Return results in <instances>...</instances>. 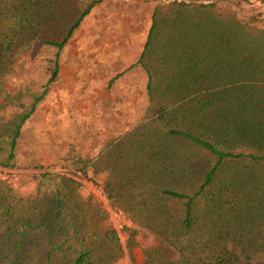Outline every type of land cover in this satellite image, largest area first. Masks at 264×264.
I'll return each mask as SVG.
<instances>
[{
    "label": "rangeland",
    "instance_id": "374dc122",
    "mask_svg": "<svg viewBox=\"0 0 264 264\" xmlns=\"http://www.w3.org/2000/svg\"><path fill=\"white\" fill-rule=\"evenodd\" d=\"M14 1L0 0V30ZM90 1L48 3L39 17L48 23L37 34L57 41ZM201 3L215 6L200 9ZM74 35L59 54V82L20 128L15 168H0V231L6 225L3 209L12 205L20 219L58 229L30 248L33 263L49 255L52 264H68L88 251L94 264H156L146 259V251L152 255L163 247L153 232L160 214L129 181L151 177L158 160L178 148L167 139L166 128L196 133L212 119L235 124L246 113L258 139L264 135V6L256 0H104ZM240 40L249 65L241 62L239 47L232 55L221 53ZM56 53L29 42L10 55L7 72L0 75V143L6 123L44 90ZM134 61L136 66L123 68ZM148 72L153 103L168 107L160 125H151ZM248 102L252 109L244 112ZM238 107L242 111L236 115ZM84 165L87 174L80 172ZM228 169L247 177L251 166L230 164L224 174ZM224 188L231 199L232 187ZM261 199L246 195L234 218L244 219L253 206L264 211ZM39 212L41 217L35 215ZM56 212L58 220L52 217ZM260 218L244 224L261 223L256 229L263 232ZM160 259L172 260L165 253Z\"/></svg>",
    "mask_w": 264,
    "mask_h": 264
},
{
    "label": "trees",
    "instance_id": "16d2710c",
    "mask_svg": "<svg viewBox=\"0 0 264 264\" xmlns=\"http://www.w3.org/2000/svg\"><path fill=\"white\" fill-rule=\"evenodd\" d=\"M52 1L15 0L6 10L7 14L2 20L0 30L1 76L7 72L10 55L29 42L53 47L57 53L54 67L44 85V90L40 95L34 97L33 103L28 109L6 123L1 132L5 140L0 143V168H15L14 150L20 128L55 81L60 52L74 31L77 30L82 19L96 4L102 2V0H91L82 9L78 18L69 25L65 34L57 41H50L42 35H38L36 29L38 27L41 29L44 24L48 23V20H41L39 17L47 4ZM256 2L264 6V0H256ZM176 4L184 8L190 3ZM197 6L200 9L212 8L215 4L201 3ZM152 21L154 22V15ZM153 27L154 24L152 29ZM247 27L248 25L244 24L242 28L245 30L248 29ZM239 32L240 30L230 35L232 37L235 34H240ZM244 42V40H240V45L235 44L232 48L222 47L221 53L232 55L235 53L236 47H239L241 50L237 52L241 54V62L244 65H249L251 60L247 59V51L241 46ZM150 76L148 72L146 91L150 97V110L154 120L151 125L154 122H156L155 125H160V122L166 119L168 107L163 105L162 101L158 104L153 103L155 100L150 96L153 85ZM248 100L253 103L252 98ZM250 103L242 105L244 112L248 111V108L252 109ZM207 104L211 105L212 103ZM240 107H238L236 115L242 111ZM240 116L243 118L237 123L234 122L235 124L223 117L218 121L212 119L207 127L199 126L196 133L186 129L166 128V133L165 131L164 133L167 139L178 145V148L174 147L175 149L169 151L170 153H165L166 156L163 155L162 162L158 160L154 172L150 174L151 177L140 182L134 179L129 181L132 188L139 187L146 200L151 199L150 206L160 214L156 220L159 222L158 228L153 232L163 247L154 248L152 255L149 250L146 251V259H150V262L164 264L160 257L165 253L172 258L166 264H264V230L262 232L260 229H256L261 227V223L259 226L257 223L251 226L244 224L245 222H255L253 221L255 217L260 218L259 211L262 213L260 219H263L264 211L261 205L253 206L252 212L248 213L244 219L242 217L234 218L238 206H241L240 203L246 198V195L251 194V197L254 198L262 197L260 201L264 203V135L258 139V132L250 128L249 122L245 121L247 120L246 113L245 115L240 114ZM240 163L251 166L247 177L245 172L240 175L235 169H228L224 174L227 166ZM85 169L84 165L80 172L87 174ZM154 174L156 177L153 176ZM221 175L223 176L219 179ZM235 181L237 187H233ZM106 184L109 186V183ZM225 186L232 187L231 199L229 198L230 193L224 188ZM202 203H204L202 208L198 209ZM60 206L61 203L58 202V207ZM3 210L2 214L6 225L5 231H0V264H52L49 255L33 263L28 258V254L30 248L37 246L36 240L40 236L50 237L58 229L55 228L51 231L50 226L45 223L36 225L29 220L30 218L26 221L20 219L15 216L12 205L4 207ZM35 215L41 217L40 212ZM59 216L60 213L56 212L52 217L58 220ZM34 231L39 232L38 235L28 239V233ZM156 250L158 252L154 256ZM70 252L74 253L72 248H70ZM88 256V251L87 253L81 252L71 262L72 264H94ZM130 257L132 260L131 251ZM111 262L101 263L99 261L96 263L110 264Z\"/></svg>",
    "mask_w": 264,
    "mask_h": 264
},
{
    "label": "crops",
    "instance_id": "0c3cea01",
    "mask_svg": "<svg viewBox=\"0 0 264 264\" xmlns=\"http://www.w3.org/2000/svg\"><path fill=\"white\" fill-rule=\"evenodd\" d=\"M103 1H104V0H102V2H103ZM99 4H100V3H99ZM96 5H98V4H96ZM96 5H95V6H96ZM95 6H94V7H95ZM88 14H89V13H88ZM88 14H87V15H88ZM80 24H81V23H80ZM79 26H80V25H79ZM78 28H79V27H78ZM78 28H77V29H78ZM76 31H77V30H75L74 33H75ZM74 33H73L72 37L75 36ZM72 37H71L70 39H72ZM73 38H74V37H73ZM70 39H69V41H70ZM69 41L67 42V44L69 43ZM67 44H66V45H67ZM66 45L64 46L63 49H65ZM61 52H62V51H61ZM61 52H60V53H61ZM139 62H140V61H139ZM139 62H138V64H140ZM136 63H137V62L134 61L133 66H132V65H125L123 68H124V69H130L131 67L136 66ZM57 65H58L57 77H56L55 81L50 85V88H51V86H53L55 83L57 84V82H59V78H60L59 76H61V75H60V72H61V66L59 65V61L57 62ZM121 69H122V68H121ZM108 72H110V70H109ZM112 76H113V77H116L117 74L112 75ZM50 88H49V89H50Z\"/></svg>",
    "mask_w": 264,
    "mask_h": 264
}]
</instances>
